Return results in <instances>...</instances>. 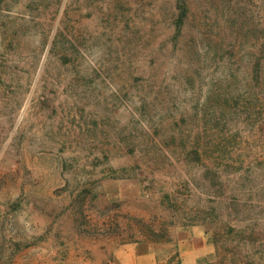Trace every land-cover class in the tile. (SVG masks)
<instances>
[{"label": "rangeland", "instance_id": "obj_1", "mask_svg": "<svg viewBox=\"0 0 264 264\" xmlns=\"http://www.w3.org/2000/svg\"><path fill=\"white\" fill-rule=\"evenodd\" d=\"M0 0V264H264V0Z\"/></svg>", "mask_w": 264, "mask_h": 264}, {"label": "trees", "instance_id": "obj_2", "mask_svg": "<svg viewBox=\"0 0 264 264\" xmlns=\"http://www.w3.org/2000/svg\"><path fill=\"white\" fill-rule=\"evenodd\" d=\"M178 9L181 11V20L183 19V17L186 15V5L185 3L181 2V0H179L178 3Z\"/></svg>", "mask_w": 264, "mask_h": 264}]
</instances>
